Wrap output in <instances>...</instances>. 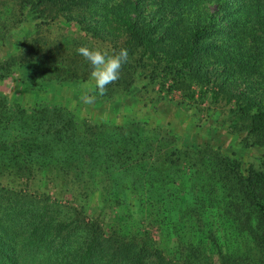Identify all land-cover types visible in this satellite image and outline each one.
I'll list each match as a JSON object with an SVG mask.
<instances>
[{"label":"trees","instance_id":"16d2710c","mask_svg":"<svg viewBox=\"0 0 264 264\" xmlns=\"http://www.w3.org/2000/svg\"><path fill=\"white\" fill-rule=\"evenodd\" d=\"M108 3L129 62L96 101L115 112L122 103L118 122L61 104L56 88L79 87L90 66L68 68L65 42L38 35L59 18L97 35ZM1 5L0 28L17 26L21 38L0 58V82L15 79L18 90L0 94V264H264V0ZM133 72L149 80L133 85ZM154 84L180 90L182 107L209 100L193 121L243 133L240 148L263 153L258 165L127 113V101ZM220 100L232 105L225 118L213 106Z\"/></svg>","mask_w":264,"mask_h":264},{"label":"rangeland","instance_id":"374dc122","mask_svg":"<svg viewBox=\"0 0 264 264\" xmlns=\"http://www.w3.org/2000/svg\"><path fill=\"white\" fill-rule=\"evenodd\" d=\"M120 1L123 3L124 0ZM106 6L108 9H101L100 15L98 16L99 23L101 22L102 24V29L100 30L96 25L95 32H97V35H93V33L89 31L86 32L84 29L81 30L78 27L76 20H72L70 23H62V18L52 22L50 26H43L42 33L38 35L45 37L48 42L60 41V44L65 42V49H61L60 51V56L67 58V60H63V62L68 64V68L77 65L76 69L80 71L84 63H87L88 66L90 65L81 55L77 53L76 49L79 46L87 45L89 47H103L109 50H117V48L121 46L127 39L124 27L119 24L113 15V10L115 7L110 10L112 3H108ZM150 7L151 6L149 5L146 8L149 9ZM214 7V4L211 5L212 9H214ZM2 9L3 7L0 0V12L3 11ZM175 19H177V17H175ZM11 21L12 20H9V24ZM81 24L84 25V23ZM28 27L29 26H27L24 30H29L30 28ZM17 29L20 30V28L16 26L14 29H11L8 34L5 33V35L4 28H0V40H2L1 43L3 44V46H0V58H3L5 55H7V53H10L15 49V43H17V41L21 38L20 33L16 31L13 32ZM99 33L100 35L98 36ZM135 71L138 70L136 69ZM125 77H131L132 82H134L133 85L140 84V86L149 80L143 76V74L140 77H137L134 72L130 75L125 74ZM11 80L12 79H8L4 82H0V94H6L7 96L12 97L15 92H18V90L16 91L15 87L17 85L15 84V79L13 81ZM167 88L161 89V93H157L158 89H160L159 84L149 85L145 88H142V91L136 93V96L138 97L136 101H134L132 98L127 101V104L130 105L125 104V106L127 105L129 108V110H126V112L134 113V117L139 120L147 119L152 126L161 124L160 126H163V128H174L176 131H179L181 134L180 139L186 144L192 143L193 141H198V143L219 144L222 145L224 151L226 152H237V155L244 163L252 162L255 163V165H258V159L261 158L263 153L258 149H241L239 144L243 133H231L227 127L213 129L211 126L207 127L209 124L208 122L204 125L201 123V126H198L193 121L194 115L201 116V119L204 118L206 111L202 108L212 104L209 100H206L201 105L202 108L182 107L181 105H177V102L182 97L180 90L167 91ZM75 92L77 93V96ZM78 93L80 94L78 95ZM81 93V85L76 88L74 86H69L68 84L59 86L54 92V94L58 95L57 97L61 104L70 107L71 109H76L77 113L82 116L89 115L91 117H96L103 122L107 121V119H113L117 122L122 121L125 114L123 113L125 109L122 106V103L121 106L118 107V112H115L114 110L112 111L111 107H108L107 104L103 107L97 106V101L93 105H86L78 97L81 95ZM19 94L21 95V93ZM164 95L167 96V102L151 101V98L161 97ZM21 99L22 102L26 103L27 105L32 101V97H30L28 94L23 96L21 95ZM213 106L214 109L219 111L220 115L225 118L228 114L229 108H231L232 105L225 102L224 100H220V102ZM166 123H170V126L166 125ZM50 188L51 189H48L47 191L51 192L53 196L54 194H57L58 191L56 190L54 184ZM72 188L74 190L76 187L72 186ZM69 196L70 194H64V198L60 203L65 204V200H68Z\"/></svg>","mask_w":264,"mask_h":264},{"label":"clouds","instance_id":"9594fccd","mask_svg":"<svg viewBox=\"0 0 264 264\" xmlns=\"http://www.w3.org/2000/svg\"><path fill=\"white\" fill-rule=\"evenodd\" d=\"M76 51L90 65L89 78L81 84L80 100L93 105L98 97L106 94L108 85L119 79L122 66L129 62V52L124 47L109 50L87 45L79 46Z\"/></svg>","mask_w":264,"mask_h":264}]
</instances>
